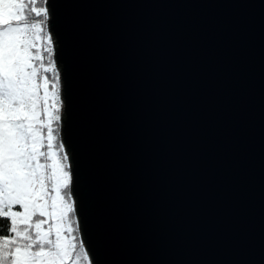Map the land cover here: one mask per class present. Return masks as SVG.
Listing matches in <instances>:
<instances>
[{
	"label": "water",
	"instance_id": "water-1",
	"mask_svg": "<svg viewBox=\"0 0 264 264\" xmlns=\"http://www.w3.org/2000/svg\"><path fill=\"white\" fill-rule=\"evenodd\" d=\"M92 264H264V0H46Z\"/></svg>",
	"mask_w": 264,
	"mask_h": 264
},
{
	"label": "snow or ice",
	"instance_id": "snow-or-ice-1",
	"mask_svg": "<svg viewBox=\"0 0 264 264\" xmlns=\"http://www.w3.org/2000/svg\"><path fill=\"white\" fill-rule=\"evenodd\" d=\"M45 4L0 0V219L10 222L0 235V264H92L76 235L59 142L60 85Z\"/></svg>",
	"mask_w": 264,
	"mask_h": 264
},
{
	"label": "trees",
	"instance_id": "trees-1",
	"mask_svg": "<svg viewBox=\"0 0 264 264\" xmlns=\"http://www.w3.org/2000/svg\"><path fill=\"white\" fill-rule=\"evenodd\" d=\"M46 6V5H45ZM46 29H47V26H46ZM53 53H54V49H53ZM54 61V60H53ZM56 71H57V74H59V71L56 69ZM49 76H50V78H51V74L49 73L48 74ZM59 124H60V122H59ZM55 127H57V125L55 126ZM58 127H59V134H60V125H58ZM59 140H60V135H59ZM9 221H7V219L5 218V219H0V235H3V234H7V229H8V227H9ZM77 227V226H76ZM76 235H78L79 236V238H80V234H79V229H78V231H77V233H76ZM80 241H81V238H80ZM82 242V241H81ZM85 249V248H84ZM86 251V250H85Z\"/></svg>",
	"mask_w": 264,
	"mask_h": 264
},
{
	"label": "rangeland",
	"instance_id": "rangeland-1",
	"mask_svg": "<svg viewBox=\"0 0 264 264\" xmlns=\"http://www.w3.org/2000/svg\"><path fill=\"white\" fill-rule=\"evenodd\" d=\"M47 30V32H48V34L50 35V37H51V34H50V32L48 31V28L46 29ZM51 39H52V37H51ZM52 45H53V43H52ZM53 49H54V46H53ZM54 60V59H53ZM56 66V65H55ZM56 69H57V67H56ZM58 71H59V69H57ZM58 76H59V74H58ZM49 78H50V76H49ZM51 79V78H50ZM59 85H60V82H59ZM50 90H51V85H50ZM61 93V92H60ZM60 101H61V107H60V109L62 108V99H61V97H60ZM60 126H61V124H59ZM56 125L54 124V127H55ZM60 135V134H59ZM59 142L60 143H62L61 142V136H60V140H59ZM65 154L67 155V153H66V151H65ZM68 163V162H67ZM16 210H20L19 209V206H17V209ZM76 217V216H75ZM77 220V219H76ZM77 226V228H78V224L76 225Z\"/></svg>",
	"mask_w": 264,
	"mask_h": 264
}]
</instances>
